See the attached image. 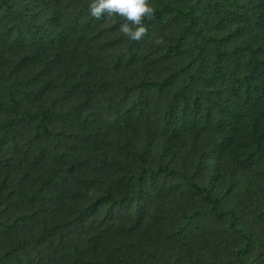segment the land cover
<instances>
[{"label":"trees","instance_id":"1","mask_svg":"<svg viewBox=\"0 0 264 264\" xmlns=\"http://www.w3.org/2000/svg\"><path fill=\"white\" fill-rule=\"evenodd\" d=\"M151 2L0 0V264H264V0Z\"/></svg>","mask_w":264,"mask_h":264},{"label":"clouds","instance_id":"2","mask_svg":"<svg viewBox=\"0 0 264 264\" xmlns=\"http://www.w3.org/2000/svg\"><path fill=\"white\" fill-rule=\"evenodd\" d=\"M155 10L151 0H91L89 5V13L95 19L120 17L123 22L118 31L132 41H140L148 34L144 21L151 20ZM154 43L160 45L163 39L158 37Z\"/></svg>","mask_w":264,"mask_h":264}]
</instances>
